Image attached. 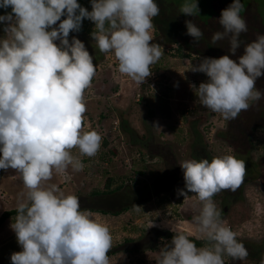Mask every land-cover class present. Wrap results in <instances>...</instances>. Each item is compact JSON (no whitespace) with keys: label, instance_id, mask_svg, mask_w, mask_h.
I'll return each mask as SVG.
<instances>
[{"label":"clouds","instance_id":"clouds-1","mask_svg":"<svg viewBox=\"0 0 264 264\" xmlns=\"http://www.w3.org/2000/svg\"><path fill=\"white\" fill-rule=\"evenodd\" d=\"M0 9L6 10L0 15V170H15L27 190L10 225L21 248L10 255L11 264H110L113 236L107 224L82 211L76 195H65L48 183L54 172L81 171L82 158L96 156L103 140L99 132L83 130L84 92L96 74L93 56L81 40L68 38L81 30L84 19L92 21L91 36L99 51L113 53L119 72L143 84L164 54L152 35L159 6L155 0H91L89 11L77 0H0ZM242 9L241 0H232L218 19L222 31L210 39L212 45L227 40L231 56L248 30ZM180 13H199L197 0L185 2ZM185 24L187 34L199 43L204 32L192 20ZM231 56L199 58L187 69L206 74V82L191 86L197 102L225 120L264 98L256 88L264 76V34L243 44L237 59ZM179 166L187 191L177 195L195 194L201 205L194 217L197 238L207 244L197 247L177 232L159 249L156 264L245 260L247 249L222 220L213 197L241 186L246 162L223 155L211 161L187 159Z\"/></svg>","mask_w":264,"mask_h":264},{"label":"rangeland","instance_id":"rangeland-1","mask_svg":"<svg viewBox=\"0 0 264 264\" xmlns=\"http://www.w3.org/2000/svg\"><path fill=\"white\" fill-rule=\"evenodd\" d=\"M209 1L216 0H197L201 17L211 11ZM217 1L221 3H215V7L220 10L232 3V0ZM241 3V16L248 28L241 34V47L236 56H231L226 40L221 44L219 56L228 54L237 59L243 52V44L264 34V0H241ZM84 7L91 11V1L84 0ZM161 9L153 19L152 35L153 43L160 44L164 54L143 84L119 72L113 53L99 51L91 36L92 21L86 19L79 32L70 33L69 42L73 36L81 40L93 56L96 68L91 85L84 92L87 110L83 130H95L103 140L96 156L82 158L81 171L69 168L54 172L48 183L56 184L65 195H76L82 211L107 224L113 236L110 264H156L159 249L165 242L170 243L175 233L199 239L194 217L201 205L195 194L188 193L185 198L177 195L178 190L187 191L179 164L187 159L211 161L216 156L232 155L246 162L245 179L236 191H221L213 201L248 256L243 261L225 258L228 264H264V98L255 104L250 102L254 109L249 107L228 120L199 105L196 89L191 86L198 87L208 77L187 69L211 52L202 39L195 43L187 30H181L173 8ZM185 21L189 20L184 19L183 24ZM207 32L210 36L211 32ZM3 35L0 24V37ZM179 38L184 44L181 52L175 49ZM256 88L264 93V76L258 78ZM138 149L143 152L141 159L135 156ZM72 154L79 155L78 150L73 149ZM142 165L143 173L136 174L135 169ZM127 174L139 182L127 178ZM107 177L112 180L110 188L123 182L122 187L105 192ZM26 191L15 170H0V213L17 207ZM165 196L169 203L162 204L160 199ZM170 208L175 209V214ZM15 218L16 215L10 216L0 225V264H11L10 255L21 250L10 228ZM151 223L153 226L149 227Z\"/></svg>","mask_w":264,"mask_h":264},{"label":"trees","instance_id":"trees-1","mask_svg":"<svg viewBox=\"0 0 264 264\" xmlns=\"http://www.w3.org/2000/svg\"><path fill=\"white\" fill-rule=\"evenodd\" d=\"M89 1H91V0H89ZM81 6H83L84 7V0H78L77 1ZM155 2L158 4V6L160 5H162L161 7H168V6H170L171 8H173V10L174 11H176V19L175 20H177V21H179V23H181L179 26H180V28H181V30L182 29H185V30H187V28H186V24L184 23L183 24V20L184 19H187V20H192V22L194 23V24H196L198 27H200L201 28V30L204 32V37L202 38V41L204 42V44L206 45V47L208 48V52H211L210 54H208V53H206V55H208V57H211V58H218V57H220L219 56V53L221 52V49H222V46L223 45H221L224 41H226V40H224V41H221V42H219L217 45H212V44H210V39H211V35L214 33V32H216V31H222V28H221V26L219 25V23H218V19H219V17H220V15H221V12L220 11H222V8H221V10L220 9H218V8H216L215 7V3H221V2H219V1H209V2H212V4L210 3V12L209 11H207V12H209L206 16H204V17H201L200 15H199V13H197V14H195V15H193V16H187V15H185V14H183V13H180V8H181V6L185 3V2H192V0H155ZM161 7H159V9H160V12L162 11V9H161ZM6 10L5 9H0V15H2V14H4V12H5ZM7 11H11V9L9 8V9H7ZM200 11V10H199ZM160 12H159V14H160ZM162 14V13H161ZM158 16H156L155 17V19L157 18ZM182 18H184V19H182ZM87 22V20L86 19H84L83 20V22H82V24H84V23H86ZM176 22V21H175ZM173 23H174V21H173ZM169 25V24H168ZM170 26H174L175 27V25L174 24H171ZM177 26H178V23H177ZM178 26V27H179ZM157 28V27H156ZM180 30V32L178 33V35H180V33L182 32ZM207 31H210L211 33H210V36H209V33L207 32ZM175 32V31H174ZM181 36H182V34H181ZM175 37V34L173 35V38ZM180 39L182 40V38H179V41H178V43L179 44H177L176 43V46H175V49H176V51L177 52H181V48L183 47V43H182V41L180 42ZM174 41H176V39L174 40ZM206 41V42H205ZM172 47V46H171ZM215 53V55H213ZM157 66V65H156ZM138 101V100H137ZM253 104H255V101H254V103ZM253 104H251V108L252 107H254V105ZM250 109V108H249ZM252 109H254V108H252ZM244 111H242V113H243ZM143 155V152L140 150V149H138V151L136 152V155L135 156H140V155ZM141 155V156H142ZM248 155H250V153H248ZM141 156L138 158V159H141ZM137 159V158H136ZM253 163L254 164H256V162L255 161H253ZM144 165H142L141 167H139V168H136L135 169V172H136V174H142L143 173V169H142V167H143ZM182 177H183V174H182ZM127 178H129V179H135V177H130V176H128V174H127ZM106 180L107 181H105V185H106V190H105V192H113V191H116V190H119L121 187H122V185H123V182H121L119 185H117V186H115L114 188H110V183H111V179H110V177H107L106 178ZM139 182L137 179H135V182ZM93 193L94 194H98V191H93ZM182 200V198H180V199H177L176 201L177 202H180ZM160 201L162 202V204L164 203V204H166L165 202H167V203H169V198H167V196H165V197H162L161 199H160ZM159 201V202H160ZM172 205V204H171ZM124 208L126 207V208H128V206H123ZM122 207V208H123ZM122 208H120V209H122ZM16 209H17V207H15V208H10V209H6V210H3L1 213H0V225L2 224V222L6 219V218H8V217H10V216H13V215H16L17 214V212H16ZM119 209V210H120ZM170 209H172L171 210V212L173 213V214H175V209L174 208H170ZM119 210H116V211H119ZM101 211V210H100ZM116 211H114V212H112V213H116ZM101 212H104V211H101ZM140 215V214H139ZM130 230H131V228H129ZM133 230H137V228L136 229H133ZM190 239H192L193 240V242L195 243V244H197V245H200V244H202V245H206L207 244V241H205V240H203V239H195V238H193V237H191ZM110 253V252H109ZM229 263V261L228 260H226V264H228Z\"/></svg>","mask_w":264,"mask_h":264},{"label":"built area","instance_id":"built-area-1","mask_svg":"<svg viewBox=\"0 0 264 264\" xmlns=\"http://www.w3.org/2000/svg\"><path fill=\"white\" fill-rule=\"evenodd\" d=\"M225 260H226V258H225Z\"/></svg>","mask_w":264,"mask_h":264}]
</instances>
